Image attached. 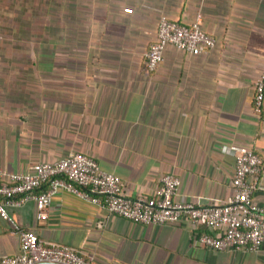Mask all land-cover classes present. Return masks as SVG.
<instances>
[{
	"label": "crops",
	"instance_id": "0c3cea01",
	"mask_svg": "<svg viewBox=\"0 0 264 264\" xmlns=\"http://www.w3.org/2000/svg\"><path fill=\"white\" fill-rule=\"evenodd\" d=\"M198 16L214 48L191 55L168 46L147 73L159 21ZM263 63L264 0H0V169L27 173L80 153L119 176L130 198L155 201L172 174L175 202L218 206L232 196L236 154L249 148L263 160L252 200L264 207V102L253 110ZM6 210L91 264H264V244L215 251L198 243L223 226L141 225L63 190L44 221L33 201ZM18 252L0 218V259Z\"/></svg>",
	"mask_w": 264,
	"mask_h": 264
},
{
	"label": "built area",
	"instance_id": "2783aa9c",
	"mask_svg": "<svg viewBox=\"0 0 264 264\" xmlns=\"http://www.w3.org/2000/svg\"><path fill=\"white\" fill-rule=\"evenodd\" d=\"M200 17L190 24L161 19L155 40L144 54V68L154 73L163 60L166 47L200 55L214 48L216 40L205 33ZM253 110L260 114L264 102V63L253 83ZM263 160L252 149L238 151L234 160L232 196L222 205L195 206L179 203L173 197L180 185L178 177L165 174L160 179L157 198L150 202L144 197L125 195L119 176L104 171L98 163L80 153L71 154L53 163H35L27 173H10L0 169V218L7 221L12 233L19 238V252L0 259V264H91L73 248L45 243L37 235L22 229L8 214L7 205L33 201L36 219L48 217L52 196L59 190L72 193L104 208L111 215L141 225H163L186 219L194 224L214 229L224 227L220 236L203 234L198 243L215 251L258 250L264 244V207L253 204V194L259 187Z\"/></svg>",
	"mask_w": 264,
	"mask_h": 264
},
{
	"label": "water",
	"instance_id": "95a60500",
	"mask_svg": "<svg viewBox=\"0 0 264 264\" xmlns=\"http://www.w3.org/2000/svg\"><path fill=\"white\" fill-rule=\"evenodd\" d=\"M36 264H58V263L42 262V263H36Z\"/></svg>",
	"mask_w": 264,
	"mask_h": 264
}]
</instances>
